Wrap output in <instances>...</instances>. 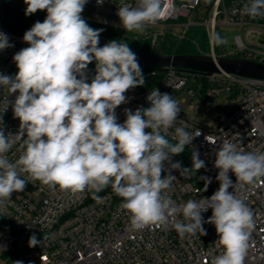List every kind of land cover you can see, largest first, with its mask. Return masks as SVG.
<instances>
[{"label":"clouds","instance_id":"clouds-1","mask_svg":"<svg viewBox=\"0 0 264 264\" xmlns=\"http://www.w3.org/2000/svg\"><path fill=\"white\" fill-rule=\"evenodd\" d=\"M88 2L24 0L26 16L37 11L47 15L24 33L29 46L13 56L16 74L0 73V89H7L9 95L18 93L14 101L5 98L4 111L11 104L14 118L20 121L15 134L0 127V208L13 193L24 191L29 180L95 193L111 184L122 198L132 229L167 226L171 220L181 236H204V224H212L218 236L214 244L221 249L212 264H244L253 214L233 189L237 182L251 184L264 176V153L244 151L224 140L215 151L218 189L210 197L178 205L167 194L176 179L171 169L186 173L189 168L172 157L191 144L193 132L178 120V102L158 88L146 97L150 107L125 109V121L118 122L116 109L128 102L129 90L145 85V77L128 43L112 40L99 46L104 29L90 27L82 17ZM96 3L102 5L104 0ZM162 7L163 0H136L135 6L121 5L117 15L125 31L143 32L158 22ZM242 14L264 18V0H249ZM210 42L222 45L226 40L211 33ZM12 46L0 31V50ZM93 62L95 75L89 82L87 70ZM170 129L176 143L166 138ZM195 131L196 137L201 135L199 129ZM17 142H22V154L13 162L6 154ZM192 161L196 171L206 167L197 151ZM201 179L206 191L211 178ZM209 209L212 215L205 220L202 214ZM179 214L187 223L176 220ZM40 243L36 235L29 238V247Z\"/></svg>","mask_w":264,"mask_h":264},{"label":"built area","instance_id":"built-area-1","mask_svg":"<svg viewBox=\"0 0 264 264\" xmlns=\"http://www.w3.org/2000/svg\"><path fill=\"white\" fill-rule=\"evenodd\" d=\"M249 0H190L176 5V0H163L161 18L148 25L143 32H127L115 23L119 20L117 9L123 4L135 6L136 0H104L98 5L89 0L84 10L98 14L99 19L82 17L89 22L112 27L123 36L148 45L145 54L161 55L170 42L178 44L187 40L192 26H203L209 41V51H203L193 41L199 54L211 57L214 61L223 58H238L256 62L264 61V18H251L242 14ZM235 26L239 34L234 37L231 49L210 42V34L217 33L218 27ZM0 31L9 37L12 47L0 50V73L14 76L17 67L13 56L29 45L23 41L22 34L8 29L0 14ZM259 36L255 40V36ZM145 77V85L126 93L128 102L116 109L118 122L126 119L125 109L135 111L140 107H150L146 97L158 88L161 93L170 94L179 104L178 120H184L194 140L185 148L193 167L192 154L199 153L205 161V168L198 171L200 184L192 182V174L171 169L176 177L167 194L179 205L189 199L200 200L210 197L219 187L216 180L218 170L214 167L215 151L224 140L233 142L244 151L264 153V80L240 77L222 72L207 75L176 67L155 68L140 65ZM95 75V62L88 65L89 82ZM225 94L228 103L225 107H215L216 101ZM18 93L9 95L7 89H0V127L5 133L15 134L20 121L14 118L11 104L4 111L5 98L14 101ZM195 101L216 110L214 116L202 121L186 114ZM179 126V124H177ZM196 129L201 135L196 137ZM149 131V130H146ZM173 129L166 137L172 143ZM196 137V138H195ZM6 154L15 161L22 154L20 144ZM173 162L182 163L176 157ZM183 167V165H182ZM194 168V167H193ZM195 169V168H194ZM169 170L165 165V175ZM196 170V169H195ZM235 183V176L230 172ZM201 177L211 178L207 190ZM231 191V189H230ZM243 198L252 212L253 227L250 230L248 249L244 264H264V176L251 184L237 182L233 189ZM99 197V199H97ZM122 198L118 197L111 184L102 191H72L59 186L50 187L39 180H29L22 192L13 193L6 206L0 208V259L2 264H13L21 260L24 264H212L215 256L221 253L216 246L218 239L215 226L205 223L207 234L200 236L185 234L181 236L173 227L150 225L142 230L130 226L129 213L122 209ZM207 220L212 210L202 214ZM177 221L185 222L182 214ZM36 235L41 243L29 247V238Z\"/></svg>","mask_w":264,"mask_h":264},{"label":"water","instance_id":"water-1","mask_svg":"<svg viewBox=\"0 0 264 264\" xmlns=\"http://www.w3.org/2000/svg\"><path fill=\"white\" fill-rule=\"evenodd\" d=\"M0 13L1 19L8 29L22 35L30 29L15 13L7 0H0ZM108 42L110 41L100 39L99 46H103ZM131 50L137 55L138 62L142 66L155 68L172 66L202 72L207 75L225 72L244 78L264 80V61L256 62L242 58H223L214 61L211 57L203 55L157 56L145 54L133 48Z\"/></svg>","mask_w":264,"mask_h":264},{"label":"trees","instance_id":"trees-1","mask_svg":"<svg viewBox=\"0 0 264 264\" xmlns=\"http://www.w3.org/2000/svg\"><path fill=\"white\" fill-rule=\"evenodd\" d=\"M15 13L21 18V20L27 24L30 28L33 24L37 21L43 22L46 18V11H37L36 13L26 16L25 9L27 5L24 3V0H7ZM1 14V13H0ZM90 27L94 29H104V31L100 35V39L104 41H112L117 40L118 42H126L129 44L130 48L136 49L142 53L148 52V45L146 43H140L132 40L127 36H123L118 30L103 26L100 24H95L92 22L87 21ZM193 41H196L200 48L207 52L209 51V41L206 34V30L203 26H192L189 30L187 40L177 43V42H170L164 49L160 50L161 55H197L199 54L195 44ZM218 45H216V51H219ZM238 58H242L241 56H237ZM189 151L185 148L184 152L180 155L176 156L180 162L182 163L183 167L189 168V173L192 174V182L195 184H200V180L198 177V173L192 167L190 160H189Z\"/></svg>","mask_w":264,"mask_h":264},{"label":"rangeland","instance_id":"rangeland-1","mask_svg":"<svg viewBox=\"0 0 264 264\" xmlns=\"http://www.w3.org/2000/svg\"><path fill=\"white\" fill-rule=\"evenodd\" d=\"M189 1L190 0H176V5L180 6L181 4L189 3ZM82 15L89 19H99L100 17L98 14L86 10L83 11ZM115 23L121 25L120 20L115 21ZM217 33L226 40V43L222 44L221 47L231 49L234 46V37L239 34V29L235 26L218 27ZM258 37L259 36L256 35L255 40H257ZM227 103V96L223 93L216 101H214V106L225 107ZM215 113V108L205 105L202 101L193 102L192 106L186 110V114L190 115L197 121H202L207 116L212 117ZM0 264H2L1 259Z\"/></svg>","mask_w":264,"mask_h":264}]
</instances>
